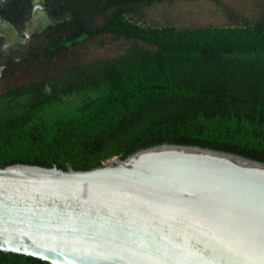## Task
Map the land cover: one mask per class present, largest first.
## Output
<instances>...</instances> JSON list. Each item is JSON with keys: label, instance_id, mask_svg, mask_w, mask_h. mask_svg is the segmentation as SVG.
<instances>
[{"label": "trees", "instance_id": "obj_1", "mask_svg": "<svg viewBox=\"0 0 264 264\" xmlns=\"http://www.w3.org/2000/svg\"><path fill=\"white\" fill-rule=\"evenodd\" d=\"M156 1L37 0L44 25L23 65L65 58L74 44L101 51L81 63L70 59L39 84L0 92V167L89 169L161 142L264 162V18L158 26L141 11ZM33 4L7 0L0 14L26 16ZM106 37L116 50L105 47ZM17 67L8 64L2 74ZM0 264L50 263L0 250Z\"/></svg>", "mask_w": 264, "mask_h": 264}, {"label": "water", "instance_id": "obj_2", "mask_svg": "<svg viewBox=\"0 0 264 264\" xmlns=\"http://www.w3.org/2000/svg\"><path fill=\"white\" fill-rule=\"evenodd\" d=\"M0 250L50 264H264V162L161 142L0 167Z\"/></svg>", "mask_w": 264, "mask_h": 264}, {"label": "rangeland", "instance_id": "obj_3", "mask_svg": "<svg viewBox=\"0 0 264 264\" xmlns=\"http://www.w3.org/2000/svg\"><path fill=\"white\" fill-rule=\"evenodd\" d=\"M37 3V0H35ZM34 1V2H35ZM145 17L143 21L158 26L172 25L177 28H194L208 25H231L237 22L257 21L264 18V0H161L143 7L141 10ZM35 13V18L38 17ZM10 28L5 29L9 31ZM14 35H10L13 38ZM105 47L116 50L115 41L108 37L101 38ZM122 41L121 39H119ZM113 50V51H114ZM101 51L91 42L74 44L68 47L66 57L55 58L47 63L36 57L31 64L17 65L19 69L10 72L11 78H0V92L10 86L26 83L30 80L49 78L52 74L59 75L64 66L70 63H81L85 59L94 58ZM108 52V51H106ZM13 55H17L14 53ZM3 57V55H2ZM0 54V62L3 59ZM73 60V61H70ZM70 61V63H69ZM38 62L40 64H37Z\"/></svg>", "mask_w": 264, "mask_h": 264}, {"label": "flooded vegetation", "instance_id": "obj_4", "mask_svg": "<svg viewBox=\"0 0 264 264\" xmlns=\"http://www.w3.org/2000/svg\"><path fill=\"white\" fill-rule=\"evenodd\" d=\"M5 1L7 0H0V6ZM35 2L31 7L30 14H27L26 16H18L17 14L13 13V9L8 13L7 16L0 14V54L1 57L3 55V59H1L0 62V78H11L9 75L12 71L11 69L14 67L6 70L7 75L4 76L2 74L3 70L8 64L14 63L18 66L23 65L22 61H24L29 56V54L35 53V42L32 41L34 33H36L37 30L40 33L44 25L43 15L39 12V8L41 7ZM36 12L39 14H36L38 17L35 18L34 16ZM7 28H10L9 31H5ZM10 35H14V37L10 38ZM14 53L17 55H13ZM40 60H44L43 57ZM35 63L40 64L38 62ZM15 69L24 72V70L19 69L18 67ZM41 77L37 78L36 80H30L29 82L39 84V82L42 81Z\"/></svg>", "mask_w": 264, "mask_h": 264}]
</instances>
